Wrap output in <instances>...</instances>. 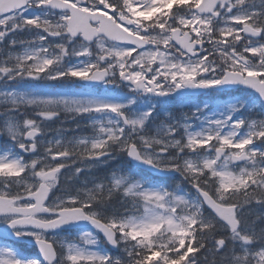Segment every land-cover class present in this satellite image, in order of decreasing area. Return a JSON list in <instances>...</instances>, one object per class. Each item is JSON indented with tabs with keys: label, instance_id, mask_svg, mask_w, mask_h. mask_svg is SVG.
Returning <instances> with one entry per match:
<instances>
[{
	"label": "snow or ice",
	"instance_id": "1",
	"mask_svg": "<svg viewBox=\"0 0 264 264\" xmlns=\"http://www.w3.org/2000/svg\"><path fill=\"white\" fill-rule=\"evenodd\" d=\"M0 264H264V0H0Z\"/></svg>",
	"mask_w": 264,
	"mask_h": 264
},
{
	"label": "flooded vegetation",
	"instance_id": "2",
	"mask_svg": "<svg viewBox=\"0 0 264 264\" xmlns=\"http://www.w3.org/2000/svg\"><path fill=\"white\" fill-rule=\"evenodd\" d=\"M25 36H27V34H25ZM20 38V37H18ZM49 84H52L53 85V88L50 89L51 91H61L62 89L60 88L59 85L56 84V82H47ZM202 100H205V101H209V98L207 97H203L201 98ZM224 99L225 97H215L212 99V101H209V102H216V103H223L224 102ZM169 111H171V113L176 116V117H180L182 116L183 113H186L189 111V108L184 104V103H181L179 101H175V102H172L169 106ZM61 121H65V115L62 114L60 119L59 120H53L51 122H48L47 123V127L50 128V129H57V128H60V127H64V128H74L75 125L72 124L70 121H65L63 124H61ZM90 132V129H85L84 133L85 134H88ZM53 135L55 134L54 132L52 133ZM69 135H71V133H69ZM126 161V159H125ZM126 167H127V161H126ZM168 183H175V181H167Z\"/></svg>",
	"mask_w": 264,
	"mask_h": 264
},
{
	"label": "rangeland",
	"instance_id": "3",
	"mask_svg": "<svg viewBox=\"0 0 264 264\" xmlns=\"http://www.w3.org/2000/svg\"><path fill=\"white\" fill-rule=\"evenodd\" d=\"M228 98L225 99L224 102H226ZM82 126H83V123H82ZM79 134V133H78ZM65 175H70V173H65ZM63 179V177H62ZM259 209L256 205L252 206L251 209H246L245 210V215L248 217L249 220H254L257 216V214L259 213ZM77 234V233H76ZM76 234H73V235H65V236H68L69 238H71V236H75Z\"/></svg>",
	"mask_w": 264,
	"mask_h": 264
},
{
	"label": "trees",
	"instance_id": "4",
	"mask_svg": "<svg viewBox=\"0 0 264 264\" xmlns=\"http://www.w3.org/2000/svg\"><path fill=\"white\" fill-rule=\"evenodd\" d=\"M29 252H31V250H29ZM201 259H203V258L201 257Z\"/></svg>",
	"mask_w": 264,
	"mask_h": 264
}]
</instances>
